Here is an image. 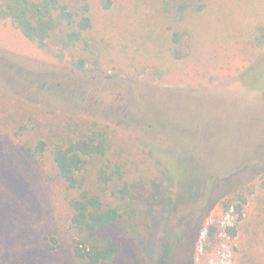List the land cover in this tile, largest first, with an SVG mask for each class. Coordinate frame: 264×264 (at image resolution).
<instances>
[{
  "label": "rangeland",
  "instance_id": "374dc122",
  "mask_svg": "<svg viewBox=\"0 0 264 264\" xmlns=\"http://www.w3.org/2000/svg\"><path fill=\"white\" fill-rule=\"evenodd\" d=\"M61 1L70 9L82 2ZM207 1L190 46L183 34L184 58L160 78L150 69L136 79L112 68L76 69L0 20V100L7 105L0 109V264H61L44 237L55 235L64 245L70 236L64 184L48 155L31 156L27 141L6 125L30 121L33 129L59 132L81 117L152 152L173 180L168 188L155 184L149 199L138 196L147 210L113 264H157L172 230L177 239L169 264H231L238 241L225 227L238 215L225 213L220 200L252 185L244 208L249 219L264 195V47L247 35L264 23V0ZM202 221L220 228L209 251L204 231L196 230ZM258 242L264 259V230Z\"/></svg>",
  "mask_w": 264,
  "mask_h": 264
},
{
  "label": "trees",
  "instance_id": "16d2710c",
  "mask_svg": "<svg viewBox=\"0 0 264 264\" xmlns=\"http://www.w3.org/2000/svg\"><path fill=\"white\" fill-rule=\"evenodd\" d=\"M207 6V0H82L70 9L61 0H0V20L9 21L53 60L76 69L112 68L130 79L150 69L160 78L184 58L183 34L190 46L196 18ZM247 35L254 46L264 47V23ZM3 104L0 100V109ZM8 127L14 137L27 141L31 156L48 155L64 184L70 236L64 245L55 235L44 237L45 249L59 253L61 264H113L122 240L147 210L138 196L149 199L155 184L168 188L173 182L166 164L145 148L116 140L106 123L81 117L64 122L59 132L33 129L30 121ZM259 178L264 192V170ZM254 193L246 185L220 200L225 213L238 215L236 223L225 227L227 236L238 241L231 264H264L258 245L264 195L251 217H244ZM205 222L196 230L204 231L203 248L209 251L219 243L220 228ZM176 237L174 230L165 234L157 264H169Z\"/></svg>",
  "mask_w": 264,
  "mask_h": 264
}]
</instances>
